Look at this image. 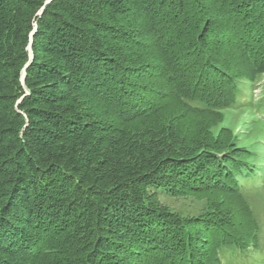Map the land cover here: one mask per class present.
<instances>
[{"label": "trees", "instance_id": "1", "mask_svg": "<svg viewBox=\"0 0 264 264\" xmlns=\"http://www.w3.org/2000/svg\"><path fill=\"white\" fill-rule=\"evenodd\" d=\"M263 76L264 0H0V264L248 257Z\"/></svg>", "mask_w": 264, "mask_h": 264}, {"label": "rangeland", "instance_id": "2", "mask_svg": "<svg viewBox=\"0 0 264 264\" xmlns=\"http://www.w3.org/2000/svg\"><path fill=\"white\" fill-rule=\"evenodd\" d=\"M249 99L253 101L255 111L248 108L231 112L226 111L224 113V119L218 125L216 131L225 126L233 130H239L241 133L244 130L251 129L252 132L247 133L248 139L253 142L260 141V144H262L264 142V124L254 125L252 120L258 118L264 121V76L249 93ZM259 189L261 190L259 193L256 191L248 193V198L254 206L255 213L261 225V244L256 250H252L248 254V257H242L236 264H264V185L257 188V190ZM163 203L184 215H197L205 210L204 201L195 198L165 199Z\"/></svg>", "mask_w": 264, "mask_h": 264}]
</instances>
